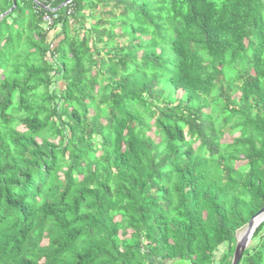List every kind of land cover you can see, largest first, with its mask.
Masks as SVG:
<instances>
[{
  "label": "trees",
  "instance_id": "1",
  "mask_svg": "<svg viewBox=\"0 0 264 264\" xmlns=\"http://www.w3.org/2000/svg\"><path fill=\"white\" fill-rule=\"evenodd\" d=\"M65 1L0 0V264H231L264 208V0Z\"/></svg>",
  "mask_w": 264,
  "mask_h": 264
},
{
  "label": "water",
  "instance_id": "2",
  "mask_svg": "<svg viewBox=\"0 0 264 264\" xmlns=\"http://www.w3.org/2000/svg\"><path fill=\"white\" fill-rule=\"evenodd\" d=\"M65 2H69V0H66ZM13 6L12 8L6 12L5 14H8L15 8V0H12ZM264 221V208L260 209L256 215H254L249 222L247 223L243 234H241L239 237L236 236V242L235 247L232 255L231 264H239V261L242 257L243 252L246 250L247 246L250 243V240L252 238L253 232L255 229Z\"/></svg>",
  "mask_w": 264,
  "mask_h": 264
},
{
  "label": "built area",
  "instance_id": "3",
  "mask_svg": "<svg viewBox=\"0 0 264 264\" xmlns=\"http://www.w3.org/2000/svg\"><path fill=\"white\" fill-rule=\"evenodd\" d=\"M71 1H72V0H69V2H65V3L62 4L61 6H67L68 4H70ZM47 9H48L49 12L52 14V16L47 15V14H45V15L43 16L42 19H43V24H44V27H45V28H48L49 25H51L52 21H53L54 19L57 18V15L55 14V12H56L55 9L50 10L49 7H47Z\"/></svg>",
  "mask_w": 264,
  "mask_h": 264
},
{
  "label": "rangeland",
  "instance_id": "4",
  "mask_svg": "<svg viewBox=\"0 0 264 264\" xmlns=\"http://www.w3.org/2000/svg\"><path fill=\"white\" fill-rule=\"evenodd\" d=\"M56 42H57V41H56ZM224 140H225L224 142L229 141L228 138H225ZM237 165H239V164H237ZM242 231H244V229H242L241 231H239V232L236 234V236L239 235V234H241ZM224 250H225V247H221V248H220V251H221V252L224 251ZM167 264H170V263H167ZM174 264H176V263H174Z\"/></svg>",
  "mask_w": 264,
  "mask_h": 264
},
{
  "label": "bare ground",
  "instance_id": "5",
  "mask_svg": "<svg viewBox=\"0 0 264 264\" xmlns=\"http://www.w3.org/2000/svg\"><path fill=\"white\" fill-rule=\"evenodd\" d=\"M241 234H243V232H242ZM241 234H239L238 237H239Z\"/></svg>",
  "mask_w": 264,
  "mask_h": 264
}]
</instances>
